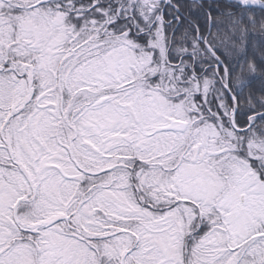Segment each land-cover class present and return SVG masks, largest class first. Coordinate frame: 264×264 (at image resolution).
<instances>
[{
  "label": "snow or ice",
  "instance_id": "snow-or-ice-1",
  "mask_svg": "<svg viewBox=\"0 0 264 264\" xmlns=\"http://www.w3.org/2000/svg\"><path fill=\"white\" fill-rule=\"evenodd\" d=\"M0 264H264V0H0Z\"/></svg>",
  "mask_w": 264,
  "mask_h": 264
}]
</instances>
